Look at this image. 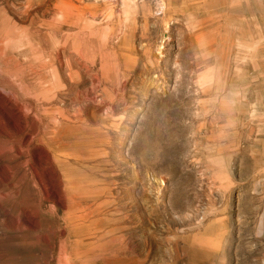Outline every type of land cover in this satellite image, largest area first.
Instances as JSON below:
<instances>
[{
    "label": "rangeland",
    "instance_id": "1",
    "mask_svg": "<svg viewBox=\"0 0 264 264\" xmlns=\"http://www.w3.org/2000/svg\"><path fill=\"white\" fill-rule=\"evenodd\" d=\"M0 264H264V0H0Z\"/></svg>",
    "mask_w": 264,
    "mask_h": 264
},
{
    "label": "bare ground",
    "instance_id": "2",
    "mask_svg": "<svg viewBox=\"0 0 264 264\" xmlns=\"http://www.w3.org/2000/svg\"><path fill=\"white\" fill-rule=\"evenodd\" d=\"M2 19V18H1ZM71 175V174H70ZM74 177H76V176H74ZM79 178H80V176H79ZM78 178V179H79ZM70 179V178H69ZM78 179H76V180H78ZM72 180H74L73 178H72ZM81 180V179H80ZM83 181V180H82ZM77 182V181H76ZM71 183V182H70ZM85 184H87V183H85ZM84 184V185H85ZM91 184V183H90ZM70 186L72 187V188H74L75 190H76V194H78V193H81V191H84L85 190V187L86 186H82L81 184H79L78 182L77 183H72V184H70ZM93 186V185H92ZM90 230V229H89ZM105 241V240H104ZM122 241V240H121ZM79 244V250H78V253L76 254V256L77 257H79V256H81V254H82V249H87V248H91V245L90 244H88V243H86V242H84V241H79L78 243H77V245ZM94 245V244H93ZM62 249V248H61ZM63 252V251H62ZM60 254H62V253H60ZM59 254V255H60ZM68 254H66V256H67ZM60 258V257H59ZM61 260L63 261V259L61 258ZM64 263V262H63Z\"/></svg>",
    "mask_w": 264,
    "mask_h": 264
}]
</instances>
